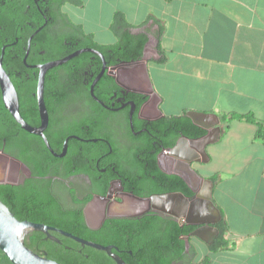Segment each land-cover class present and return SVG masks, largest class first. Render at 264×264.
Segmentation results:
<instances>
[{
  "label": "flooded vegetation",
  "instance_id": "af4514ba",
  "mask_svg": "<svg viewBox=\"0 0 264 264\" xmlns=\"http://www.w3.org/2000/svg\"><path fill=\"white\" fill-rule=\"evenodd\" d=\"M65 4V0H0V63L16 92L18 113L28 126H40L37 82L42 67L85 49L103 57L102 61L96 53L83 52L45 71V139L21 127L6 108L0 89V186L34 192L35 198L50 202V214L58 217L81 211L84 225L91 230L101 228L105 220H125L135 228H144L145 218L151 215L176 220L153 210L140 214L143 207L138 199L160 194L144 161L154 150L142 141L149 123L161 117L152 109L144 110L147 100L138 107L133 97L145 95L141 74L146 50L136 63L117 59L109 65L114 56L108 59L84 45L79 31L65 19ZM98 62L101 69L104 62L105 71L91 93L101 72L94 73ZM180 139L173 147L161 149L156 166L166 175L182 173L198 192L204 182L193 174L194 162L171 152ZM65 142L66 153L59 157ZM215 229L207 234L210 245L220 236L218 226Z\"/></svg>",
  "mask_w": 264,
  "mask_h": 264
},
{
  "label": "crops",
  "instance_id": "0c3cea01",
  "mask_svg": "<svg viewBox=\"0 0 264 264\" xmlns=\"http://www.w3.org/2000/svg\"><path fill=\"white\" fill-rule=\"evenodd\" d=\"M80 2L65 6L84 9ZM113 2L105 7L110 15L104 25L114 37L111 44L117 42L111 29L117 12L132 34L148 37L141 74L148 95L144 110L152 109L158 117L174 116L162 109L168 83L187 90V104L177 116L197 113L218 127L202 162L215 161V171L200 172L193 166L198 162L192 168L202 181L214 178L210 200L226 228L227 246L215 252L224 254L219 259L211 252L200 260L264 264V0ZM101 8L95 17L103 13ZM69 20L83 29L79 21ZM231 114H252L262 130L249 122L229 121ZM222 116L226 119L220 121Z\"/></svg>",
  "mask_w": 264,
  "mask_h": 264
},
{
  "label": "trees",
  "instance_id": "16d2710c",
  "mask_svg": "<svg viewBox=\"0 0 264 264\" xmlns=\"http://www.w3.org/2000/svg\"><path fill=\"white\" fill-rule=\"evenodd\" d=\"M65 3L81 5L80 0H65ZM65 19L79 31L84 45L100 51L108 59L114 56L109 65H114L117 59L123 62H132L142 58L148 37L145 34H132L130 29L123 24L121 13L117 12L114 15L111 29L117 37V42L110 45L97 44L91 35H85L81 27L73 24L66 15ZM94 65L96 71L94 73L97 75L101 69V63L98 62ZM133 97L137 99L138 107L148 99L146 95ZM225 119V116L220 117V121ZM230 120L249 122L257 125L259 132L262 130L261 125L252 114H231ZM205 134V130L194 125L185 115L161 117L159 120L149 123L142 143L154 150L151 155L144 157V161L149 163L151 176L155 177L154 184L159 187L155 191L156 193L173 191L180 192L187 197L193 196L190 188L179 176L166 175L157 168L156 156L161 149L173 147L179 137L198 139ZM69 173L71 172L69 171ZM39 174L44 175V173ZM213 180L214 178H212ZM33 193L19 191L11 186H0V201L20 221L45 224L93 243L113 246V253L126 264H193L195 251L190 244H188V248L186 247L184 239L196 229V226L185 225L169 217L151 215L149 218H145L144 228L130 227V223L125 220H105L101 228L91 230L84 225L81 211L72 213L68 218L55 216L48 210L50 202L35 198ZM148 220L151 221L149 224H147ZM157 223L159 227L155 228L154 225ZM217 226L220 236L214 244L209 246V251L213 253L227 246L224 239L226 228L222 222L215 227ZM54 235L59 239V242L46 239V236L41 232H32L25 239V244L32 251L40 255L45 254L48 259L60 264H115L104 252L82 247L71 239L55 233ZM209 262V257H205L201 264H209ZM0 264H12L1 251Z\"/></svg>",
  "mask_w": 264,
  "mask_h": 264
},
{
  "label": "water",
  "instance_id": "95a60500",
  "mask_svg": "<svg viewBox=\"0 0 264 264\" xmlns=\"http://www.w3.org/2000/svg\"><path fill=\"white\" fill-rule=\"evenodd\" d=\"M83 52L96 53L98 56H100V58H102L103 61V57L99 52L92 49H85L61 61L54 62L41 68L37 82V99L41 118L40 126L38 128H32L28 126L20 117L17 110L16 92L12 83L10 82L9 77L5 72H3L0 63V89L2 92L3 101L6 108L25 131L42 136L44 138L43 131L48 125V115L43 102L45 71L52 67L61 65L77 54ZM136 62L137 61H132L130 64ZM104 71L105 64L103 62L101 72L96 76L91 86V93L93 86L104 74ZM133 110L134 106L131 105V113ZM186 117H188L194 125L205 130L206 134L198 139H187L185 137H181L178 145L172 148L171 152L175 157L181 158L186 162H205L207 159L205 148L216 139L218 134L216 122L209 123L206 121L207 118L197 113H187ZM45 142L47 144L46 140ZM66 149L67 142H65L62 153L59 155V157H63L65 155ZM177 152H186L187 156L183 157L178 155ZM192 172L197 178L201 180L194 170ZM174 174L179 176L184 181L190 190L194 192V195L188 198L180 192H172L153 195L149 198L138 199L143 207V211L140 214L147 213L150 210L158 211L160 213L171 215L179 223L183 222L185 225L197 226L199 228L193 231L189 236L196 237L204 243L209 244L207 242L209 240V235H207L208 231H216L215 226L221 222L220 214L216 208H214L213 203L210 200L212 181H203L204 186L200 191L196 192L192 183L189 182L182 173L176 171ZM32 232H41L46 235L47 238H50L55 242H59L58 239L52 235V233H56L60 236L73 240L82 247H89L94 250L106 253L115 262V264H126L119 256L113 253V246H103L93 243L63 230L44 224L33 223L26 220L20 221L16 219L9 209L0 201V251L3 253V255L12 264H60L56 261L48 259L45 254L40 255L26 246L25 239ZM185 241L186 247L188 248V237H185Z\"/></svg>",
  "mask_w": 264,
  "mask_h": 264
},
{
  "label": "rangeland",
  "instance_id": "374dc122",
  "mask_svg": "<svg viewBox=\"0 0 264 264\" xmlns=\"http://www.w3.org/2000/svg\"><path fill=\"white\" fill-rule=\"evenodd\" d=\"M82 1L84 3V9L68 7V6L64 7V13L67 16V18L82 23L83 25L82 32L85 35L93 33L94 34L92 36L93 41L99 44L113 43L114 37L105 29L104 25L106 23V20L109 19V15H110L108 8L106 9L105 7L107 6V4L112 3L115 0H82ZM118 3H120V0H118ZM100 5L102 6V8L104 7L103 13L99 17H95L94 14L100 11V9H98ZM73 15L77 17V20H75ZM151 74L152 72L150 73V75ZM172 88L173 87H171L170 84L168 85V83H166L165 88L163 90L166 94H168L167 95L168 97L165 96L166 102L162 106V109L167 113H169L170 115H174V116L181 115L183 112L182 109H184V107L186 106L185 104H187L185 102L186 100L185 93L187 90L184 88H179V89H174V88L172 89ZM116 138L117 135H114L113 139L115 140ZM122 144L124 143L121 142V145ZM123 147H125V145ZM193 166L200 172H204L206 175H208V174H212L215 171L216 163L215 161H213L212 163L208 162L205 164L195 163ZM190 241L193 244L191 245L193 250L197 252V257L195 252L194 253L195 257L193 258L192 262L193 264H201L202 260L200 259L206 255L209 256L211 254V252H209L210 244L203 243L195 237L192 239H188L189 244ZM223 255L221 253H212L213 258L216 259H219Z\"/></svg>",
  "mask_w": 264,
  "mask_h": 264
}]
</instances>
